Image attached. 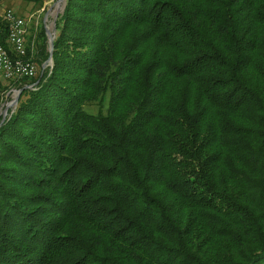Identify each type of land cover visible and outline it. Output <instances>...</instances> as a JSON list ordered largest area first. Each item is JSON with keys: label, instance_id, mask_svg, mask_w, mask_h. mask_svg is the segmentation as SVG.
I'll return each instance as SVG.
<instances>
[{"label": "trees", "instance_id": "1", "mask_svg": "<svg viewBox=\"0 0 264 264\" xmlns=\"http://www.w3.org/2000/svg\"><path fill=\"white\" fill-rule=\"evenodd\" d=\"M52 62L0 78V264H264V0H65Z\"/></svg>", "mask_w": 264, "mask_h": 264}, {"label": "rangeland", "instance_id": "2", "mask_svg": "<svg viewBox=\"0 0 264 264\" xmlns=\"http://www.w3.org/2000/svg\"><path fill=\"white\" fill-rule=\"evenodd\" d=\"M64 8V2L61 1L60 6H56V0H0V17L6 10H12L16 15L21 16L27 23L28 35L27 39L32 40L34 36V27L36 18H38V28L44 29L43 37L36 36L34 39L35 54L31 57L38 67L43 66L48 58V32H53V23L57 16ZM29 42V41H28ZM30 57V56H29ZM12 90L4 94L0 113L3 114L5 105L14 97ZM106 101L102 105L98 103H90L85 106V110L90 113H97L99 110L105 111Z\"/></svg>", "mask_w": 264, "mask_h": 264}, {"label": "bare ground", "instance_id": "3", "mask_svg": "<svg viewBox=\"0 0 264 264\" xmlns=\"http://www.w3.org/2000/svg\"><path fill=\"white\" fill-rule=\"evenodd\" d=\"M63 2H65V0ZM60 3L57 2L56 6L59 7ZM38 21H39L38 18H36L35 27H34V31H33L34 36H32V40L30 41L27 39L28 29H27V23H26L24 18H22L19 15H12V17H8L5 14H3L0 17V27L1 28H3L4 25L6 26V28H12V27H14V25H18V24L21 26L19 43L18 42H8L11 45L12 50L16 54V58H14V59H12L10 57L7 49L1 43V35L3 33V30H0V57H7V65L9 68V69H7V71L4 74L0 75V78L3 81H9V80H13V79H21V73H19V70H17L18 60H25V59L26 60H33L31 57L35 54L34 39L37 36L38 32L41 30V29L39 30V28H38ZM28 47H29L31 57L26 58V52H27ZM48 54H49V48H48ZM52 65H53L52 59L49 60L47 58L46 61L44 62L43 66H40V67L37 66V73L33 78H35L39 74V72L42 73V71H44V70L50 72ZM33 78H30V79H33ZM1 106H2V104H0V107ZM11 109H12L11 106L8 107L5 116L7 115L9 110L11 112ZM1 115L2 114H0V118H1Z\"/></svg>", "mask_w": 264, "mask_h": 264}, {"label": "built area", "instance_id": "4", "mask_svg": "<svg viewBox=\"0 0 264 264\" xmlns=\"http://www.w3.org/2000/svg\"><path fill=\"white\" fill-rule=\"evenodd\" d=\"M5 15L8 17H12V15H16L15 12L12 10H6L4 12ZM20 29L21 26L14 25L12 28H7V35L6 39L7 42H18L19 43V36H20ZM0 30H3V28L0 27ZM8 65H7V57H0V75L4 74L7 71ZM17 70H19V73H21V79L22 78H33L37 73V65L33 60H18ZM17 89H13V93H16Z\"/></svg>", "mask_w": 264, "mask_h": 264}, {"label": "water", "instance_id": "5", "mask_svg": "<svg viewBox=\"0 0 264 264\" xmlns=\"http://www.w3.org/2000/svg\"><path fill=\"white\" fill-rule=\"evenodd\" d=\"M61 1H64V0H56V3L57 2L60 3ZM53 28H54L53 32H48V44H49L48 59L49 60L52 59V53H53V41H54V37H55V23H53ZM20 92H21V89L16 90L14 97L10 100V102H8L6 104V106L3 109V114L1 115L0 122H2L4 120L8 107H10V106L12 107L11 112L14 110V108L17 104Z\"/></svg>", "mask_w": 264, "mask_h": 264}]
</instances>
